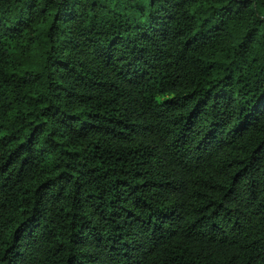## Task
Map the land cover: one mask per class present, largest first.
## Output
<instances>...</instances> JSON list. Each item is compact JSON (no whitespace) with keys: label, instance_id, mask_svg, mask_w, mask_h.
<instances>
[{"label":"trees","instance_id":"trees-1","mask_svg":"<svg viewBox=\"0 0 264 264\" xmlns=\"http://www.w3.org/2000/svg\"><path fill=\"white\" fill-rule=\"evenodd\" d=\"M0 264H264V0H0Z\"/></svg>","mask_w":264,"mask_h":264}]
</instances>
